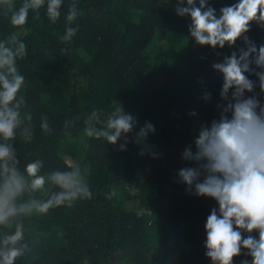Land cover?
Listing matches in <instances>:
<instances>
[{
	"label": "trees",
	"instance_id": "obj_1",
	"mask_svg": "<svg viewBox=\"0 0 264 264\" xmlns=\"http://www.w3.org/2000/svg\"><path fill=\"white\" fill-rule=\"evenodd\" d=\"M76 2L84 15L70 44L60 40L63 15L55 25L43 12L38 19L30 15L21 29L0 15V38L15 31L28 45L20 68L33 135L16 142L22 161L43 160L45 172L77 163L93 191L91 200L26 221L32 251L20 264H211L205 224L218 205L189 193L177 173L188 166L181 154L194 146L199 126L219 117L223 77L212 65L242 41L233 49L198 46L189 36L190 18L176 15L175 0ZM235 2L213 0L210 6L219 12ZM70 3L65 0V12ZM247 35L264 44L257 25ZM205 92L210 102L202 99ZM118 107L138 119L135 132L151 122L155 134L137 143L130 133L126 152L85 137L88 112L107 115ZM42 116L54 134H42ZM65 119L75 122L68 134L61 130ZM140 209L152 214L138 217Z\"/></svg>",
	"mask_w": 264,
	"mask_h": 264
},
{
	"label": "clouds",
	"instance_id": "obj_2",
	"mask_svg": "<svg viewBox=\"0 0 264 264\" xmlns=\"http://www.w3.org/2000/svg\"><path fill=\"white\" fill-rule=\"evenodd\" d=\"M212 3L175 0L176 15L190 18L191 40L213 51L236 48L237 41L243 47L212 65L223 77L221 102L216 105L219 117L199 126L194 146L181 154L188 166L177 177L189 193L218 205L205 224V255L211 264H235L234 257H241L242 249L245 258L240 264H264V44L257 46L247 35L253 24L264 29V0H236L219 12ZM64 8L65 0H0V15L16 29L23 28L30 15L38 19L43 12L53 25L63 15L60 40L70 44L84 13L76 0L66 12ZM27 56L28 45L17 32L0 38V264H20L31 253L26 221L93 198L79 164L66 163L45 172L43 160L24 162L19 155L17 140L33 135V114L22 94L26 77L20 68ZM202 99L210 102L211 93L205 92ZM74 126L73 120L65 119L61 130L68 134ZM137 127L138 119L123 107L107 115L92 110L83 119L85 137L118 145L121 152L128 150V136ZM39 128L44 135L56 131L47 116L41 117ZM155 132V126L145 122L135 132V140L144 143ZM113 195L110 192L107 198ZM146 214L151 215V210L136 213L138 217Z\"/></svg>",
	"mask_w": 264,
	"mask_h": 264
}]
</instances>
